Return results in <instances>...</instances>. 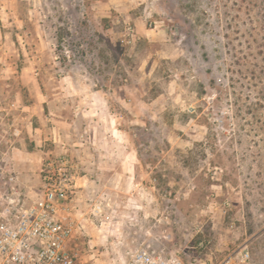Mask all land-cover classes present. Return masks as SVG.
I'll list each match as a JSON object with an SVG mask.
<instances>
[{"label":"rangeland","instance_id":"rangeland-1","mask_svg":"<svg viewBox=\"0 0 264 264\" xmlns=\"http://www.w3.org/2000/svg\"><path fill=\"white\" fill-rule=\"evenodd\" d=\"M24 68L122 89L120 146L138 154L140 185L93 189L78 264L162 246L264 264V0H0L2 97L18 101L3 84Z\"/></svg>","mask_w":264,"mask_h":264},{"label":"crops","instance_id":"crops-1","mask_svg":"<svg viewBox=\"0 0 264 264\" xmlns=\"http://www.w3.org/2000/svg\"><path fill=\"white\" fill-rule=\"evenodd\" d=\"M21 71L18 86L3 84L8 95L18 89L16 102L21 107L8 121L14 169L36 186L44 158L65 142L71 145L82 167L76 203V234L82 236L95 229L86 213L88 202L95 196L93 189L102 188L103 198H115L117 190L140 185L133 175L138 169V154L133 148L120 146L124 145L122 135L127 130L122 120L127 114L114 108V104L121 107L124 100L120 96L112 100L111 93L118 94L122 89L99 90L93 85L71 84L65 82L67 76L56 83L52 73L37 71L35 78L30 68ZM27 141L32 151L25 150ZM106 224H102V230L109 229Z\"/></svg>","mask_w":264,"mask_h":264},{"label":"built area","instance_id":"built-area-1","mask_svg":"<svg viewBox=\"0 0 264 264\" xmlns=\"http://www.w3.org/2000/svg\"><path fill=\"white\" fill-rule=\"evenodd\" d=\"M17 111L16 102L0 95V264H78L72 241L79 226L75 211L82 167L62 145L43 161L36 186L25 181L13 166L8 127ZM196 248L142 247L129 251L123 264H215L189 252ZM216 264H252L251 253L239 249Z\"/></svg>","mask_w":264,"mask_h":264}]
</instances>
